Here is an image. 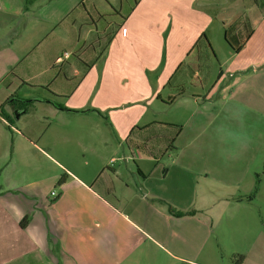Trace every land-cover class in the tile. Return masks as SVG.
Returning a JSON list of instances; mask_svg holds the SVG:
<instances>
[{
	"label": "crops",
	"instance_id": "1",
	"mask_svg": "<svg viewBox=\"0 0 264 264\" xmlns=\"http://www.w3.org/2000/svg\"><path fill=\"white\" fill-rule=\"evenodd\" d=\"M225 1L133 0L123 13L108 0L116 19L98 31L97 19L105 12L97 0H89L90 8L84 0H0V147L2 137H8L6 123H18L24 133L16 128L11 135L12 165L34 157V163L44 161L64 171V179L70 176L100 204L134 211L115 228L111 222L96 223L98 232L88 227L87 247L81 252L74 244L78 227L58 235L57 226L50 231L48 222L31 219L38 210L35 193L5 176L0 182V264H64L66 249L73 264H137L146 240L155 250L147 256L150 261L207 264L197 257L205 248L209 256L216 254L210 230L219 223L198 220L197 209L190 208V195L200 181L204 200L196 208H205V196L217 188L223 196L235 194L222 200L236 206V217L249 219L240 214L247 209L242 203H251L243 196L258 185L260 189L264 168V12L250 0L212 11ZM66 19L56 37L60 51L51 54L50 63H40L55 49L40 37L45 25L65 24ZM217 36L229 45L225 60L214 53ZM102 39L108 44L97 64L92 62L94 46ZM38 48L40 59L29 54ZM69 53L78 60L68 61ZM54 67L61 69L50 73ZM38 78L40 93H19ZM114 142L125 145V159L136 164V178L141 179L137 189L127 183L118 188L106 177ZM147 162L153 163L148 171L140 165ZM158 166L164 171L152 187L150 176ZM97 172L106 175L98 179ZM111 174L118 176L115 170ZM146 203L156 208L155 222H146L139 212ZM169 206L194 212L176 216ZM7 217L11 222H2ZM233 224L242 229L240 239L248 248L238 264H264V222ZM113 229L124 230L123 241L111 242ZM47 232L57 234L59 242Z\"/></svg>",
	"mask_w": 264,
	"mask_h": 264
},
{
	"label": "rangeland",
	"instance_id": "2",
	"mask_svg": "<svg viewBox=\"0 0 264 264\" xmlns=\"http://www.w3.org/2000/svg\"><path fill=\"white\" fill-rule=\"evenodd\" d=\"M47 2H52L55 0H46ZM64 1V0H62ZM98 1V9L105 12L101 19H97V30L99 31L106 22H110V20L116 19V15L113 12V10L110 9L109 5L107 6L106 1L108 0H97ZM111 2V5L114 6L118 11H121L125 13L127 11V8L129 5L133 4V0H109ZM235 0H226L223 2L222 6L214 7L212 11L219 10L222 8H229L233 6ZM249 0H244L243 3L245 5H248ZM251 4L253 0H250ZM84 4L90 8L89 0H84ZM241 8H243V4L241 3ZM40 8V7H39ZM82 9L81 5L79 7ZM261 8L256 7V10L258 12H261ZM245 13H248V8L244 10ZM264 12V7H263ZM66 23L63 26H61V23H58L57 25H45L47 28L46 32H44L43 36L40 37H46L45 42H49L54 44L55 49L49 53V55L41 60L40 63H44L45 61H48L49 63L53 60V55H55L58 51H60V45L59 42H57L56 37L59 36L62 33V28L67 26L68 22L67 19L65 20ZM38 21H34V23H37ZM40 24V22L38 23ZM93 35V34H92ZM38 37L37 35H34L33 39H36ZM83 37V32L81 34V38ZM217 40H213V44L215 48L217 49V52L214 51L217 55H219V58L221 60H225L228 56L226 53L227 43L224 41L223 38H220V36H217ZM54 40V41H53ZM82 41V40H81ZM80 44V43H79ZM108 42L104 39L100 40L98 44L94 46L95 49V56L96 58L93 59L92 62L97 61V64H100L101 59L103 57V51H105L106 46ZM66 50L70 51L71 48L68 47L65 44ZM223 48V52H221V49ZM232 49L231 47H229ZM31 56H37L39 58L40 54V48H38L37 51L29 53ZM211 61L216 62L215 56L213 55V52L209 51ZM52 56V57H51ZM69 59L68 61H75L78 60L77 57L73 53L68 54ZM40 59V58H39ZM63 59V56H62ZM67 60V59H66ZM40 61V60H39ZM78 62V61H76ZM90 62V63H92ZM65 63H59V66H63ZM80 64L81 71H84L85 65L82 63ZM213 65V64H212ZM39 65H37L38 67ZM99 66V65H98ZM210 64H208L204 69H208ZM36 69V68H35ZM61 68L54 67L50 73H56ZM18 75V71H15ZM99 72V69H98ZM98 74V73H97ZM52 75V74H50ZM39 78L33 82H36L37 84L33 87H26L21 86L19 88V93H40L41 88L38 86ZM6 135L7 138L4 136L2 137L1 141V147H0V182H3V179L5 176H11L14 178H17L12 181L16 182H23L25 184V188L28 189V193H35V196L37 197V204L38 210H36L35 216H32L31 219H39V222H48L49 228L51 231L52 226H57L59 228V234H63L64 236L69 233L70 228L72 227H78V231L75 233L74 236V244H77L78 248L81 252H84V250L87 247V243L85 241L88 240L89 232L88 227L94 228L96 232L99 231V228L96 226V223H106L111 222L113 224V227H117L118 224L122 222H128V217H133L134 214L133 209L131 206H122V205H112V206H104L97 201L92 195H90L87 191H83L81 187L74 181V179L70 178V176H67L63 181L60 180L61 176L65 172L56 168L52 164H47V162H36L34 163V157L33 162H28L25 160L18 159L13 166L11 163V148H10V139L12 138L11 135L16 134L18 129H21L18 125V123L15 124H9L6 123ZM19 131V130H18ZM24 133L23 130L19 131L18 134ZM113 149L112 156H114V160L110 161V163H107V166L104 167V169L108 170L109 173L100 175L99 172H97L96 177L98 179L101 178V176L107 177V179H110L114 186H117L118 188L123 189L124 184L127 183L130 188L137 189L140 187L141 179L136 178V164L133 162V160L127 158L125 159V155H127L129 152L127 150V147L125 145L123 146H117L116 143H113ZM87 157V156H86ZM87 162L90 164L93 162L91 157L86 158ZM88 163V165H89ZM160 163V162H159ZM161 163L164 165L166 163V158L163 157L161 160ZM142 167H145V170H149L153 163L147 162L140 164ZM97 169V168H95ZM115 170L117 171V177L111 174V171ZM164 171V168L157 167L155 171L152 172L150 176V185L153 187L154 181L158 180L159 174H161ZM259 178L261 180L260 189L258 185V189L256 191H253L252 195H246L243 196L245 201H251V203H242L241 207H246L247 209L243 210L240 209V214L244 213L246 214L249 219L244 220L243 216L236 217V206L233 203L226 204L222 200L223 197H236L235 194H231L232 196H223L218 192V189H214L213 194H209L206 197V200L204 201V204L206 206L203 209H198L196 207L197 203L199 205V201L201 198V201L203 199V195L200 194V191L202 189L201 181L198 184V190L192 192L190 195V208L197 209V216L196 218L202 222H213L219 223L212 226L210 233V244L212 245L214 250L216 251V254L214 256H209L207 254V250L204 249L203 254L199 255L197 257V260L199 262L207 263V264H237L242 258L245 253V250H247V244H245L247 241L241 240L240 236L243 234L242 229L240 231L236 230V227L234 226L233 222H264V168L260 170V176ZM87 181V180H85ZM88 183V182H87ZM233 193V192H232ZM127 197H130L128 194ZM250 197V198H249ZM233 198V199H234ZM230 199V200H233ZM147 202V201H146ZM150 202V201H149ZM246 204V205H245ZM249 204V205H248ZM16 207L20 210L24 209L21 205H16ZM249 210V212L247 211ZM10 216L13 215V210L8 209L7 211ZM139 212L143 214V218L146 220V222H155L156 219V208L150 204L146 203L143 206L139 207ZM2 214H8L2 210ZM27 215H30V213H27ZM42 218V219H40ZM26 219V216H23L20 219V222L24 221ZM2 222H11V217H7L6 221L4 218L2 219ZM211 224V223H210ZM120 227V226H119ZM121 228V227H120ZM124 230H112V235L110 236L111 242H120L124 240V233H122ZM47 237H51L56 239V241L59 240V237H57V234H53L52 232H47ZM55 241V243H56ZM59 242V241H58ZM145 251H144V257L141 261H139L137 264H163V261L159 260H152L150 261L147 256L149 253L153 254L155 252L154 248L152 249V246L149 245L148 241L145 242ZM54 249L58 248V244L53 245ZM235 249L241 250V253L239 254L234 251ZM66 254L69 256V259H66L64 264H73L72 261V252L70 253L66 249ZM159 261V262H158ZM112 264H132L128 261H114ZM244 264H253L250 260H246Z\"/></svg>",
	"mask_w": 264,
	"mask_h": 264
},
{
	"label": "trees",
	"instance_id": "3",
	"mask_svg": "<svg viewBox=\"0 0 264 264\" xmlns=\"http://www.w3.org/2000/svg\"><path fill=\"white\" fill-rule=\"evenodd\" d=\"M253 2L257 5V7L263 9L264 7V0H253ZM230 45H233L232 43H230ZM61 181L64 180V177L62 176L60 178ZM258 183V178L256 179V185H255V189ZM168 210L171 214L176 215V216H182V215H188V214H192L194 211L193 210H187V211H181V210H177L172 206L168 207ZM26 220L20 222V225L23 226V224L25 223ZM238 264V263H237Z\"/></svg>",
	"mask_w": 264,
	"mask_h": 264
},
{
	"label": "built area",
	"instance_id": "4",
	"mask_svg": "<svg viewBox=\"0 0 264 264\" xmlns=\"http://www.w3.org/2000/svg\"><path fill=\"white\" fill-rule=\"evenodd\" d=\"M64 55L67 56V53L65 52Z\"/></svg>",
	"mask_w": 264,
	"mask_h": 264
}]
</instances>
